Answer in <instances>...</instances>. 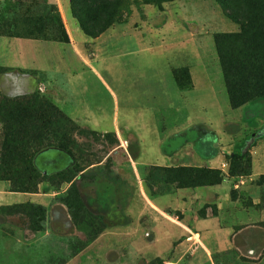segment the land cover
Returning <instances> with one entry per match:
<instances>
[{"label": "crops", "instance_id": "1", "mask_svg": "<svg viewBox=\"0 0 264 264\" xmlns=\"http://www.w3.org/2000/svg\"><path fill=\"white\" fill-rule=\"evenodd\" d=\"M47 2L59 6L67 37L0 33V92L4 96L49 92L82 127L115 134L117 147H124L131 165L138 167L220 169L227 153L223 145L233 140L223 125L251 117L264 121V98L231 107L216 49L213 47L211 66V47L203 48L201 33L177 30L170 35L169 31L154 29L152 16L147 14L146 29L115 22L90 36L71 15L70 0ZM2 4L5 0H0ZM181 68L187 69L188 76L183 83L175 76V70ZM167 108L184 110L185 118L176 131L163 133L157 112ZM251 140L244 147L245 151L251 146L247 175H229L218 184L177 187L173 191L165 190L163 183L162 189L155 191L151 180L143 178L161 200L162 204H153L156 212L164 214V208L179 211L181 220L172 223L161 217L144 229L139 240L163 243L167 249L175 245L177 253L197 231L204 245L214 243L227 254L233 251L237 264H249L251 258L245 251L253 248L252 253H260L264 249V227L259 225L264 221V180L260 181L264 175V122L257 140L252 144ZM33 163L42 173L51 175L71 168L74 160L65 150L49 146L34 155ZM234 189L249 198L250 204L242 203L240 196L233 197ZM58 195V191L45 190L42 184L35 192H22L0 181V205H41L52 213L50 219L56 229L59 214L64 213L57 207ZM201 208L203 215L198 213Z\"/></svg>", "mask_w": 264, "mask_h": 264}, {"label": "rangeland", "instance_id": "2", "mask_svg": "<svg viewBox=\"0 0 264 264\" xmlns=\"http://www.w3.org/2000/svg\"><path fill=\"white\" fill-rule=\"evenodd\" d=\"M147 14L152 16L154 29L169 31L170 35L177 30L201 33L203 48L211 47V55L208 53L211 66L214 35L237 32L240 28L224 15L216 0H123L113 23L146 29ZM56 15H59V21ZM62 30L65 31V27L59 6L49 4L47 0H5V4L0 5V33L50 39L62 38ZM175 76L179 82H186L187 69L175 70ZM37 93L42 102L39 104L51 112L45 128L41 127L43 148L49 147L48 144H63L74 160L71 168L48 174L49 177L37 185V190L42 184L45 190L59 192L57 207H62L64 213L59 214L56 229L50 219L52 213L41 205H0V264H169L176 262L179 256L185 259L181 264H237L233 251L227 254L223 247L214 243L213 246L204 245L202 238V242L199 241L197 231L194 236L190 234L192 240L177 253H174L175 245L167 249L163 243L139 240L144 229L161 221V217L172 223L181 220L179 211L164 208V214L156 212L153 204H162L161 200L151 192L144 179L151 180L155 191L162 189V183L165 190L173 191L177 188L176 183H166L163 172L154 166L131 165L129 153L124 147H117L119 141L115 134L82 127L53 101L49 92ZM157 118L163 133L172 132L184 120L185 111L160 109ZM40 121L35 117L32 125L37 129L39 123H44ZM263 122L251 117L248 121L237 120L223 125L225 133L233 140L223 145L227 153L220 165L222 179L250 172L251 146L245 151L244 147L249 139H252L251 144L257 140ZM63 134L64 138L59 139ZM32 137L34 139L30 141L21 138L20 142L25 141L29 149H34L38 145L34 143L35 139L40 136ZM3 141L0 123V181H7L11 190L17 189L23 179L21 162L15 161V156L4 155ZM31 182L29 180L28 185ZM238 193L234 189L233 197L240 196L242 203L250 204L249 198ZM213 210L215 212V206ZM198 213L203 215V208ZM259 225L263 226L262 222ZM130 235L134 237L130 238ZM145 236L148 237V233ZM252 249L245 251L251 258L249 264L264 261V249L260 253H252Z\"/></svg>", "mask_w": 264, "mask_h": 264}, {"label": "trees", "instance_id": "3", "mask_svg": "<svg viewBox=\"0 0 264 264\" xmlns=\"http://www.w3.org/2000/svg\"><path fill=\"white\" fill-rule=\"evenodd\" d=\"M122 1L70 0L69 7L72 16L77 20L83 32L90 36H96L115 21L117 10ZM216 1L224 15L240 26L237 32H221L214 35V43L229 103L231 107L235 108L264 97V0ZM56 18L58 21L60 20L59 15H56ZM60 25L62 26L61 23ZM62 31L64 33L62 38L50 39H66V33L64 30ZM2 70L0 67V72ZM0 98V123L4 140V155L15 156V161L21 162L22 167V185L12 190L35 192L38 183L49 177L47 173L38 171L32 158L43 148L41 137L44 136L41 127L45 128L44 124L50 119L51 112L47 110L48 107L39 104L41 100L38 99L37 92L14 98L6 97L0 92ZM35 117L44 122L39 123L37 129L35 125H32ZM30 125L32 126L30 127ZM30 133L32 136H40V138L35 139L34 143L38 145L34 149H31L32 147L29 149L27 142H20V139H25V137L27 141L34 139ZM64 136V134L60 135L59 139L62 140ZM55 146L68 152L63 144ZM154 167L163 172L166 183L174 182L176 187L214 185L220 183L223 178L221 169L218 168ZM29 180L32 182L28 185ZM67 205L70 207V203ZM262 225L264 226V222Z\"/></svg>", "mask_w": 264, "mask_h": 264}, {"label": "built area", "instance_id": "4", "mask_svg": "<svg viewBox=\"0 0 264 264\" xmlns=\"http://www.w3.org/2000/svg\"><path fill=\"white\" fill-rule=\"evenodd\" d=\"M184 257H178L176 262L173 263H169V264H181L183 261H185V259H183Z\"/></svg>", "mask_w": 264, "mask_h": 264}]
</instances>
